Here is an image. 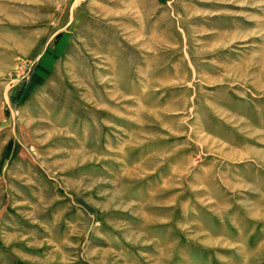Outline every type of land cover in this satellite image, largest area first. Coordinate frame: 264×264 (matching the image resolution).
Returning a JSON list of instances; mask_svg holds the SVG:
<instances>
[{"label":"rangeland","instance_id":"rangeland-1","mask_svg":"<svg viewBox=\"0 0 264 264\" xmlns=\"http://www.w3.org/2000/svg\"><path fill=\"white\" fill-rule=\"evenodd\" d=\"M0 264H264V0H0Z\"/></svg>","mask_w":264,"mask_h":264}]
</instances>
